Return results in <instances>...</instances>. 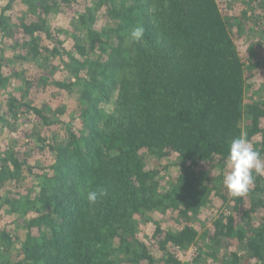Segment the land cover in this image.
<instances>
[{
    "label": "trees",
    "instance_id": "1",
    "mask_svg": "<svg viewBox=\"0 0 264 264\" xmlns=\"http://www.w3.org/2000/svg\"><path fill=\"white\" fill-rule=\"evenodd\" d=\"M23 1L20 28L27 39L16 58L38 64L47 50L39 35L51 37L49 20L74 0ZM14 2L5 0L1 8L2 39ZM91 2L78 17L82 34L75 52H65L72 76L62 81L51 71L39 75L43 84L77 89L80 127L62 122L65 108L53 111L58 117L53 120L44 108L9 98L4 115L17 116L25 108L45 127L64 124L67 134L49 146L53 162L42 174L28 164L31 151L0 157V212L7 208L8 215L25 216L26 232L20 256L10 257L2 251L16 242L14 231H2L0 264H184L175 252L198 244V217L212 196L230 209L214 218L209 233L212 246L228 249L223 264H245L246 259L264 264V177H256L239 198L227 196L223 184L230 143L242 133L264 161V98L248 97V71L260 67L256 46L263 41L244 52L234 39L264 29V0ZM228 9L235 14L228 15ZM98 20L101 28H96ZM139 25L145 33L137 42L130 33ZM2 68L1 61L0 87ZM109 103L112 111L104 112L102 106ZM41 141L46 149V140ZM147 157L156 166L173 159L176 179L163 185L161 171L167 166H149ZM24 165L39 179L37 185L23 186ZM7 181L16 185L13 199L1 196ZM100 190L106 194L90 204L87 192ZM24 200H32L33 208ZM167 211L178 212L181 226L167 232L156 228L163 252L157 257L139 237L137 217ZM231 240L245 252L233 249Z\"/></svg>",
    "mask_w": 264,
    "mask_h": 264
},
{
    "label": "rangeland",
    "instance_id": "2",
    "mask_svg": "<svg viewBox=\"0 0 264 264\" xmlns=\"http://www.w3.org/2000/svg\"><path fill=\"white\" fill-rule=\"evenodd\" d=\"M4 1L5 0H0V12L1 8L4 6ZM91 4V0H74L72 6L66 8L64 13L62 12L58 16H52V19H50L48 23L51 37L48 38L45 33L39 35L40 46L47 50L42 51L44 55H41V57L39 56L37 58L38 64H35L33 61H22L16 58V56L23 51L21 46L24 43L23 39H27V37H23L20 28L21 18L25 15L24 12L26 7L23 0H15L13 8L6 14L4 27V29H6V33H4L6 38L2 39L3 29L0 27V45L3 47L0 60L2 64L4 63V68L2 69L5 82L1 89L7 92L5 99L6 104L11 102L9 98L12 95H8L9 91H7V89H9L8 87L11 86V90L16 94L15 97L18 99L22 98V105L32 104L33 106L44 108L46 112L51 115L53 120L58 119V117L56 118L54 116L53 111L59 108H65L66 113L60 117L62 122L71 123L76 129L80 127L81 120L79 119V115L82 111V107L77 89L69 92L53 86L51 83L43 84L39 75L51 71V73L54 72V76L57 79L62 81H66L72 76L71 70L69 69L71 61L68 57H64L65 52H75L74 46L76 44V39L81 38L80 35L82 34L80 29L76 26L78 17L81 13L85 12L88 7L90 8ZM234 9L240 14V9H238L237 6H235ZM235 10L231 11L228 9L227 11H229L230 14H227L233 15L235 14L233 13ZM103 24L102 21L98 20L96 28H101ZM246 27H248V24H246ZM232 29L237 32L236 26ZM234 39L236 44L239 45L244 52L251 43L257 42L258 40L263 41L256 46L258 47L261 58L260 67L253 71H248L251 75L248 79L249 84H251L248 97L252 96L255 99L264 98V29L251 34L250 37L245 35L242 37L240 36L238 39ZM55 49L58 53L52 56V52ZM12 79L18 80L20 84L15 87L8 84ZM14 89H16V91ZM102 107L104 112H109L112 111L113 104H104ZM63 125L57 124L51 128L45 127L42 121L25 108H21L17 116L12 115V117H9L8 114L0 115V157H9L11 151L16 152L17 149L18 152L26 153L27 151H31L28 164L36 168L34 171L37 174H42L43 169L50 166L53 162V155L50 152L49 146L59 143L67 134V130L64 127L65 125ZM41 139L46 140V149H41ZM256 140H259V137H257ZM13 144L16 145L13 146ZM12 146L17 149H13ZM145 160L146 164L149 166L158 168L167 166L166 169H162L161 171V182L163 185L176 179L179 170L176 168L177 166L173 159L164 162L162 165L157 164V166L153 161V157H147ZM228 171H230V169H228ZM218 172L219 171L216 170L213 174ZM22 175L23 178H25L23 186L26 188L29 183L37 185L36 183L39 182V179L35 178L32 173L26 169V165L23 167ZM218 175L214 174V176ZM15 186V183L7 181L1 196L4 199L5 196L6 198L9 197L13 199L16 194ZM38 191L39 189L35 192L37 193ZM226 195L231 196L228 190H226ZM211 199L212 203L203 209L201 215L198 217L199 220L196 226L199 228L202 235L198 244L194 247L191 246L189 249H183L181 252H175L184 264H223L221 256L228 249L224 250L222 247L212 246L214 242L210 240L209 233L211 234V231H213L212 221L214 218L219 216L222 211L226 213V211L230 209H224V206L222 207V200L218 197L212 196ZM23 203L26 205L28 204L27 208H33L34 206V204L32 205V200H24ZM247 203H249L248 200L245 204L246 206ZM230 206L233 207L234 204L231 202ZM243 207L245 208V206ZM6 209L0 212V234L3 230L12 229V231H14L12 234L16 238V242L8 250L2 251V253L10 257L20 256L21 242L26 237L22 222L25 216L20 219L19 215H8V213L5 212ZM261 214L262 213L259 212L257 214L258 217H254L256 226L260 223L261 217H259V215L261 216ZM146 218H148V220ZM137 220L139 222V237L157 257L161 256L163 252L160 250L158 240L154 237L156 228H162L164 232H167L175 231L181 226L178 212L176 211H167L164 214L151 213L144 217L138 216ZM234 244H236L235 241H233L232 244L233 249L240 251L241 254L245 252L241 246H234ZM171 250L174 251V248L171 247ZM197 252L200 253L201 256H197ZM216 257L219 258L218 261L215 260ZM194 259L197 263H195ZM244 262L245 264L253 263L250 259H246Z\"/></svg>",
    "mask_w": 264,
    "mask_h": 264
},
{
    "label": "clouds",
    "instance_id": "3",
    "mask_svg": "<svg viewBox=\"0 0 264 264\" xmlns=\"http://www.w3.org/2000/svg\"><path fill=\"white\" fill-rule=\"evenodd\" d=\"M144 33V27L139 25L132 29L130 35L133 40L139 42ZM226 165L230 171L225 174L223 184L232 197L247 195L256 177H264V161L243 133L231 141ZM105 194L104 190L89 191L86 199L90 204H94L99 196Z\"/></svg>",
    "mask_w": 264,
    "mask_h": 264
},
{
    "label": "crops",
    "instance_id": "4",
    "mask_svg": "<svg viewBox=\"0 0 264 264\" xmlns=\"http://www.w3.org/2000/svg\"><path fill=\"white\" fill-rule=\"evenodd\" d=\"M5 2V1H4ZM2 49L3 47L0 45V54L2 52ZM1 57V56H0ZM1 62V60H0ZM4 74V73H3ZM17 83V84H16ZM8 84H11L13 87H15L16 85L20 84V82L16 79H12L10 80V82ZM9 89H7L8 92V95H12V96H16L15 92H13V90H11V86L8 87ZM16 91V89H14ZM18 91V90H17ZM6 95H7V92L4 91L3 89H1L0 87V115L4 114L5 112H8V104H6L5 102V99H6ZM22 98H19V100H21ZM1 128V126H0ZM16 144H13V146H15ZM12 146V147H13ZM13 149H17L15 147H13ZM16 153L18 154V149L16 150Z\"/></svg>",
    "mask_w": 264,
    "mask_h": 264
}]
</instances>
